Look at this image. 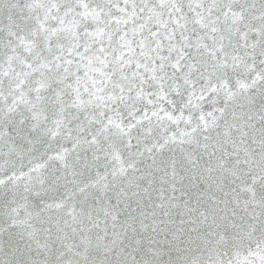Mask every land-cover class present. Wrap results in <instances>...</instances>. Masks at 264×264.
<instances>
[{
  "label": "snow or ice",
  "instance_id": "6c2138e0",
  "mask_svg": "<svg viewBox=\"0 0 264 264\" xmlns=\"http://www.w3.org/2000/svg\"><path fill=\"white\" fill-rule=\"evenodd\" d=\"M0 264H264V0H0Z\"/></svg>",
  "mask_w": 264,
  "mask_h": 264
}]
</instances>
